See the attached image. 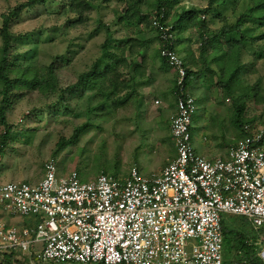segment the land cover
Segmentation results:
<instances>
[{
    "label": "built area",
    "instance_id": "2783aa9c",
    "mask_svg": "<svg viewBox=\"0 0 264 264\" xmlns=\"http://www.w3.org/2000/svg\"><path fill=\"white\" fill-rule=\"evenodd\" d=\"M152 25L175 76L176 111L169 116L175 157L158 173L141 175L131 167L125 179L100 173L89 181L77 171L58 178L50 158L36 185L0 183V253L31 255L40 244L38 263L223 264L224 214L264 225V129L244 125L246 135L226 157L197 154L190 134L196 99L187 90L174 32L157 16ZM13 215L34 217L35 226L7 222ZM254 244L264 264V236Z\"/></svg>",
    "mask_w": 264,
    "mask_h": 264
},
{
    "label": "rangeland",
    "instance_id": "374dc122",
    "mask_svg": "<svg viewBox=\"0 0 264 264\" xmlns=\"http://www.w3.org/2000/svg\"><path fill=\"white\" fill-rule=\"evenodd\" d=\"M23 1L26 0H0V25L1 14ZM64 1L66 0H50L45 7L40 6L24 13L13 24V30L16 32L42 28V38H51L50 41L38 43L37 54L32 57L37 64H48L52 55L60 54L66 48L71 50L73 57L70 64L61 67L58 72L63 85L72 83L84 66L98 54L99 46L105 38V28L102 24L109 27L114 32V37L118 39L123 38L124 35L133 36L136 30L138 37L147 43L142 49L145 67H141L146 70L145 74L151 70L155 71L160 61L157 55L160 40L152 26V15L149 13L153 10V0L142 4V9L150 14L149 25L141 23L136 27H127L121 24L117 19L123 12V4L111 1L91 10L86 23L63 28L62 23L66 17L57 14L56 10L58 4ZM182 2L181 5L200 7L206 4L205 0H182ZM232 6L226 4L219 7L220 15H206V30L209 35L223 24L234 22L245 4L243 6L237 4L235 8ZM175 10H179L178 6L172 10V14ZM54 24L56 28L49 30ZM243 27V31L248 35L257 33L259 29L255 24L248 22ZM197 31L192 26H188L178 35L176 31L174 32L176 49L180 44H184L187 48L184 52L180 49L178 54L194 72L187 90L196 99V109L191 116L190 126L191 143L195 151L201 146L208 147L207 145L214 141V131L223 137L228 136L229 140L227 139L225 145L235 144L242 138L240 128L233 122L234 100L242 90L247 95L244 116L250 121L247 123L250 126L249 130L254 132L264 129V40L247 42L241 47L242 67L238 80L233 84L237 90L234 89L231 96L219 82L220 71L218 59L214 57L215 51L214 55L208 58L213 67H211L212 71L208 70L203 59L199 58ZM34 46L35 43L22 44L19 49L25 51ZM222 47V49L226 47V42ZM211 48L209 47L208 50L210 53H212ZM137 57L139 59V56ZM155 79L159 82L157 77ZM253 85L255 88H252ZM254 93L256 94L253 96ZM156 97H151L152 105L148 103L143 107L141 102L137 103L136 98L130 97L122 104L113 105L109 114L89 116L86 108L92 101L95 104L97 100L93 98L91 101L89 94L82 97L67 96L65 104L68 108H66L62 105H53L56 99L54 96L46 98L33 91L16 92L6 114L11 132L5 148V156L0 161V183L25 181L30 185H36L43 178L45 163L52 158V152L59 139L70 138L74 129L85 123L87 126L79 132L75 143L66 146L54 157L58 178L77 171L81 181L92 180L101 172L125 179L131 167L137 168L141 175H150L152 170L166 163L165 153L173 149L168 130L169 115L162 109L160 101L158 104L153 102ZM97 113L99 112L96 110ZM212 126L213 132L207 128ZM4 129L0 125V133ZM6 221L16 226L30 228L36 223L34 217L20 215H13ZM247 221L249 222L248 219ZM249 224L252 234L257 239L264 236V225L254 228L250 222ZM40 249L41 245L38 250ZM10 252H13L14 259L22 264H58L50 261L38 263L34 255L15 250ZM3 254L0 253V260Z\"/></svg>",
    "mask_w": 264,
    "mask_h": 264
},
{
    "label": "trees",
    "instance_id": "16d2710c",
    "mask_svg": "<svg viewBox=\"0 0 264 264\" xmlns=\"http://www.w3.org/2000/svg\"><path fill=\"white\" fill-rule=\"evenodd\" d=\"M49 1L26 0L1 14L0 125L5 129L0 133V161L5 156V148L11 132L6 114L16 92L33 91L46 98L54 96L56 99L53 101V105H62L66 108H68L65 104L67 96L71 98L75 95L82 97L89 94L91 101L93 98H97V100L95 104L92 101L87 106L86 112L88 115L109 114L113 105L122 104L133 95L134 79L143 77L145 74V70L141 66L145 67L142 49L146 46V41L138 37L136 30L133 32V36L124 35L123 38H115L114 32L102 24L105 28V38L99 46L98 54L90 63L84 66L72 83L63 85L58 72L61 67L70 64L73 57L71 50L66 48L62 53L52 55L48 64H37L32 57L37 54L38 43L40 41H50L51 38H42V28L28 32L13 30L14 22L20 19L24 13L35 10L40 6L45 7ZM111 1H118L123 4V12L118 16L117 21L127 27H136L141 23L149 25L148 16L151 14L152 17L157 16L160 24L170 25L172 31H176L177 35L179 32L186 30L188 26L197 29V44L200 49L199 58L203 59L205 67L212 71L213 67L208 58L213 56L215 51L214 57L218 59V69L220 71L218 73L219 82L231 96L235 89L233 84L238 80L242 67L240 62L241 47L247 42L264 40V0H205L206 4L203 7L189 4L181 5L182 0H153V10L149 12L150 14L142 9V4L149 0H66L58 4L56 13L66 17L62 23L63 28L65 26L75 27L88 21L91 10ZM226 4L233 5L234 8L237 4L242 6L245 4V7L234 22L223 24L217 31L209 35L206 30V15H220L218 8ZM177 6L179 10H175L172 14V10L176 9ZM246 22L255 24L259 28L258 32L253 35L246 34L243 31V25ZM98 27H101V22ZM55 28L54 24L49 30ZM153 28L160 40V30L156 26H153ZM49 30L45 31L48 32ZM225 42L226 47L222 49ZM28 43H35L36 46L25 51H22V48L19 49L20 45ZM173 44L176 47L175 40ZM209 47H212V53L208 52ZM161 49L162 43L160 42L157 55L160 58L161 65L165 64L168 67L165 58L161 55ZM137 56H139V59ZM183 61L186 67V86L188 89L190 78L194 72L187 67L185 59ZM126 74H129V79L125 78L124 75ZM254 86L252 88H255ZM124 90L131 91L129 92L130 96H122ZM246 97L247 95L242 90L238 98L234 100L233 122L240 128L241 137L246 135L244 125L250 123L244 116ZM96 110L99 113L96 114ZM86 126L87 123L77 126L68 139L60 138L52 152V158L55 159L54 157L63 151L66 146L75 143L79 132ZM221 224L224 240L223 264H234L241 259H245L251 264H263L256 254L257 245L254 242L257 241V238L252 234V229L246 217L224 214ZM0 264L22 263L14 259L13 252H10L3 254Z\"/></svg>",
    "mask_w": 264,
    "mask_h": 264
},
{
    "label": "crops",
    "instance_id": "0c3cea01",
    "mask_svg": "<svg viewBox=\"0 0 264 264\" xmlns=\"http://www.w3.org/2000/svg\"><path fill=\"white\" fill-rule=\"evenodd\" d=\"M180 49L184 52L187 48L184 44H180L177 47V51L180 52L179 51ZM124 76L125 78L129 79V74H126ZM155 77L158 78L159 82L156 81ZM174 79L175 76L172 70L169 67H167L165 64L161 65V62L159 61L155 71L151 70V72H147L146 74H144L143 77H136L134 79L133 81L134 93L133 95H131V98L132 97L136 98L137 103L141 102L143 107V105L152 103V101L150 100L152 99L151 98L152 96H157L156 100L159 99V101L161 102L160 104L162 109H164V112L170 116L172 113L176 111V98L173 91ZM129 92L131 91L124 90V96H130ZM147 99H149L150 101L149 100L147 101ZM207 128L210 129L211 132H213V126ZM168 130L170 133L169 125H168ZM227 137L228 136L223 137L220 133L214 131V141L209 145H207L208 147L201 146L199 149H196V153L206 156L208 158L226 157L229 146L233 144V143H229L228 145H225L227 143V139H228ZM165 154L167 155V157L165 158L166 163L163 166H165L176 155L174 143H173V149L167 151ZM163 166L157 167L156 169L152 170L151 173H158ZM39 247L40 244H36V246L32 248L31 255H35V252L38 251Z\"/></svg>",
    "mask_w": 264,
    "mask_h": 264
}]
</instances>
